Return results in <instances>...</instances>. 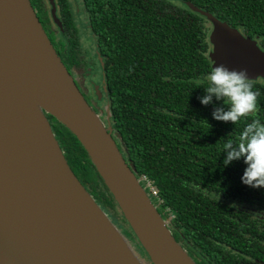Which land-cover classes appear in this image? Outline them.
<instances>
[{
    "label": "trees",
    "instance_id": "16d2710c",
    "mask_svg": "<svg viewBox=\"0 0 264 264\" xmlns=\"http://www.w3.org/2000/svg\"><path fill=\"white\" fill-rule=\"evenodd\" d=\"M36 1L34 10L29 0L48 28L51 19L42 0ZM187 2L264 50V0H82L88 25L83 29L95 38L101 58L107 109H96L104 122L90 108L110 127L125 163L194 264H264V189L241 183L243 158L223 164L227 142L239 143L253 119L264 124V79L251 81L257 112L236 124L214 120V108L227 106L215 98L202 106L198 99L212 70V25ZM59 4L61 27L51 32L56 47L46 34L65 66L78 60L82 36L69 1ZM46 115L80 184L136 241L81 144ZM142 177L156 188L157 198Z\"/></svg>",
    "mask_w": 264,
    "mask_h": 264
},
{
    "label": "water",
    "instance_id": "95a60500",
    "mask_svg": "<svg viewBox=\"0 0 264 264\" xmlns=\"http://www.w3.org/2000/svg\"><path fill=\"white\" fill-rule=\"evenodd\" d=\"M29 28L43 56L60 98L59 105L34 104L45 124L44 145L54 178L40 172L42 162L34 157L18 130L16 115L0 86V264H113V256L97 236L79 220L80 198L87 199L107 226L128 264H143L125 237L97 206L68 166L46 114L54 117L81 144L111 193L137 244L150 264H194L175 241L149 196L122 158L105 127L85 101L61 62L29 0H21ZM51 21L58 28L54 0ZM193 11L212 25L209 59L212 69L246 70L251 81L264 79V50L212 14L191 3ZM43 145V144H42ZM48 157V156H47ZM52 182L75 209L77 220L55 193ZM68 206V205H67ZM69 208V206H68ZM79 208V209H78Z\"/></svg>",
    "mask_w": 264,
    "mask_h": 264
},
{
    "label": "bare ground",
    "instance_id": "6f19581e",
    "mask_svg": "<svg viewBox=\"0 0 264 264\" xmlns=\"http://www.w3.org/2000/svg\"><path fill=\"white\" fill-rule=\"evenodd\" d=\"M0 86L4 88V98L17 117L18 130L27 143L25 147L41 160V174L52 181L54 171L44 145L45 124L34 104L40 101L47 107L59 105L60 98L29 28L21 0H0ZM52 185L59 200L77 220L71 211L76 208L62 196L53 182ZM79 204L82 209L81 213H77L79 220L107 245L114 258L113 264H128L120 245L90 202L80 198Z\"/></svg>",
    "mask_w": 264,
    "mask_h": 264
},
{
    "label": "clouds",
    "instance_id": "9594fccd",
    "mask_svg": "<svg viewBox=\"0 0 264 264\" xmlns=\"http://www.w3.org/2000/svg\"><path fill=\"white\" fill-rule=\"evenodd\" d=\"M207 87L203 97L198 98L202 106H208L213 98L222 101L225 107H215L212 118L216 121L236 124L242 118L258 111V93L247 71L229 70L224 65L214 67L205 77ZM199 83H203L200 81ZM243 158L246 168L241 183L253 189H264V124L253 119L244 128L239 143L227 142L224 145L223 164L227 167L233 161Z\"/></svg>",
    "mask_w": 264,
    "mask_h": 264
},
{
    "label": "flooded vegetation",
    "instance_id": "af4514ba",
    "mask_svg": "<svg viewBox=\"0 0 264 264\" xmlns=\"http://www.w3.org/2000/svg\"><path fill=\"white\" fill-rule=\"evenodd\" d=\"M68 1H69L68 10L71 16L73 17L75 23L78 26H80L81 30H82L81 24L85 29H87L88 25L85 19L87 16V12L84 9L82 0H68ZM31 2L35 10V6H37L38 3L36 0H31ZM42 2L50 18L51 7L49 6L47 0H42ZM54 3H55V15L60 20L62 14H61L59 0H54ZM38 17L40 16L38 15ZM43 27L46 33L48 34L53 46L56 47L55 41H53L54 38L51 36V32L53 30L59 29L60 27L58 28L57 26H55L52 23V21L48 28L45 25H43ZM55 33H57V31H55ZM88 35L90 36L91 40L94 42L93 48L89 49L87 45L90 42L87 43L86 39L84 40L83 38L79 37L80 52H78L77 54L78 60L70 61L68 63L64 62V64L70 76L73 78L79 91L81 92L82 96L84 97L85 101L87 102V104L93 110H95L98 107L100 110L106 111L107 100L105 98L106 97L105 87L104 84L102 83L101 60H100L101 58L99 52L97 51L95 38L90 34ZM99 109H96V111ZM97 112H98V116L103 121L104 120L103 115H101L99 111ZM105 120L107 121V117H105Z\"/></svg>",
    "mask_w": 264,
    "mask_h": 264
},
{
    "label": "rangeland",
    "instance_id": "374dc122",
    "mask_svg": "<svg viewBox=\"0 0 264 264\" xmlns=\"http://www.w3.org/2000/svg\"><path fill=\"white\" fill-rule=\"evenodd\" d=\"M82 21V20H81ZM81 27H82V30H81V36H82V38L85 40L86 39V42L87 43H89L88 45H87V47L90 49V48H93V46H94V42L91 40V38H90V36L86 33V30L85 29H83V25L81 24ZM82 39V40H83ZM52 127V126H51ZM109 219H110V221L116 226V228L121 232V234H123L124 235V237H125V239H126V241H127V243H128V245H129V247H133V250H134V252H135V254L137 255V257H138V259H140L141 261H142V263L143 264H150V262H149V258H148V256H147V254L143 251V249L142 248H140V246L137 244V242L133 239V237H132V239L136 242H134L130 237H129V235L130 234H128V232H127V230L123 227V226H121L118 222H117V220L115 219V218H113V217H109Z\"/></svg>",
    "mask_w": 264,
    "mask_h": 264
},
{
    "label": "built area",
    "instance_id": "2783aa9c",
    "mask_svg": "<svg viewBox=\"0 0 264 264\" xmlns=\"http://www.w3.org/2000/svg\"><path fill=\"white\" fill-rule=\"evenodd\" d=\"M142 181H144L146 183V187L149 189V193L154 197L157 198V190L155 187H153L147 180L145 177H142Z\"/></svg>",
    "mask_w": 264,
    "mask_h": 264
}]
</instances>
